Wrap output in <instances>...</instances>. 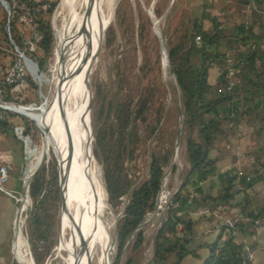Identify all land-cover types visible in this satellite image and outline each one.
Wrapping results in <instances>:
<instances>
[{
  "label": "trees",
  "instance_id": "16d2710c",
  "mask_svg": "<svg viewBox=\"0 0 264 264\" xmlns=\"http://www.w3.org/2000/svg\"><path fill=\"white\" fill-rule=\"evenodd\" d=\"M242 3L252 11L260 8L255 0L253 5L248 0ZM53 4L50 3L48 9L40 11L35 17V43L38 53L42 54L38 58L39 65L49 53L52 43L49 22L45 16L52 10ZM207 5V0H202L203 9L192 20L190 31L183 33L167 49L168 61L181 97L183 120L180 132H185L187 128L184 145L188 168L182 175L181 186L170 199L166 218L156 233L151 264H179L187 255L197 256L194 247L190 246L195 222L190 217L191 213L201 208H206L210 214L218 212L220 206L228 205L234 195L244 191L253 180L250 175L237 173L235 170L216 173L215 159L209 156V150L223 129H230L241 121L246 122L250 117L260 126L264 125V36L256 35L246 21L236 23L229 28L227 34L224 33V27L217 18L205 10ZM204 20L211 25L209 28H203ZM225 40L233 46L226 45ZM19 41L18 39L17 42ZM226 57L233 59L234 66L233 84L229 90H223L226 81L222 67ZM213 64L219 66V71L216 82L211 84L208 81V72ZM6 97L20 102L27 100L22 92L7 91ZM128 106V101L111 103L105 108L100 106L99 114H104V117L94 133L93 152L102 165L108 200L114 206L120 202L121 197L126 196L121 216L115 224L117 247L111 264L118 263L129 235L144 220L146 212L152 209L154 197L164 185L163 168L168 164L172 153L171 147L161 154L151 151L143 177L129 176L128 168L134 173L139 139L136 130L130 126ZM159 121L160 118H157L156 124L150 128V136ZM42 137L44 148L52 151L43 134ZM36 164L37 159L28 167L25 176L33 171ZM8 169L12 172L10 164ZM263 175L258 174L261 177ZM210 176H216L218 181L212 195L201 185ZM56 180L55 165L49 161L41 163L29 181L31 207L26 220V231L35 264L41 262V250L43 254L47 253L52 241L50 235L55 204L58 203L59 206L61 203ZM262 214L261 211H249L245 215L246 220H237L230 226H220L215 240L207 245L208 252L202 264H249L242 258L243 245L235 243L231 233L236 227L248 230L250 226H254L255 219L264 218ZM178 224L183 228L180 236H176ZM223 234H226L224 239ZM39 241L44 244L43 247L38 244ZM141 242L142 233L137 232L132 247L136 249ZM22 246L23 242L21 248ZM169 255L173 256V261H168ZM125 264H132V260H126Z\"/></svg>",
  "mask_w": 264,
  "mask_h": 264
},
{
  "label": "rangeland",
  "instance_id": "374dc122",
  "mask_svg": "<svg viewBox=\"0 0 264 264\" xmlns=\"http://www.w3.org/2000/svg\"><path fill=\"white\" fill-rule=\"evenodd\" d=\"M60 1L62 0H48L49 3H54L52 10L45 16L49 22L52 43L49 53L43 58L42 64L39 65L38 63L39 69L44 75L43 81L39 89L33 84H28L21 91L25 97L23 98L27 99L24 102L41 105L45 100L44 97L46 99L50 97V90L52 89V82H50L52 73L50 72L51 60L53 59V46L55 44V27L62 17L58 7ZM202 9V0H112L110 9L104 11V14L106 13L105 15L109 17V23L98 42L90 46L86 62V77L89 78L88 91L86 84L83 86L80 94V110L75 120L76 132L79 137L87 136L90 146L89 173L103 188L105 199L103 219L109 230H111L113 237L110 262L116 256L117 240L115 224L121 216L126 196L121 197L120 202L114 206L108 200L103 180L102 165L99 158L93 152L95 147L94 133L97 127L100 126L102 117H104V114H99L100 106L105 108L111 103L129 102L130 126L136 130L139 139L137 155L134 161V173L132 174L128 168L129 176L135 175L138 178L143 177L151 151H154L156 154H161L168 147L172 149L169 162L163 168L162 177V181L164 178L167 179L166 191L169 194V198L163 204V209L159 212V215L156 216L154 212L159 194L156 196L152 209L146 212L144 215L145 218L143 217V221L146 222L137 231L142 233V242L136 249L132 247L134 237L137 233L135 232L125 242L117 263L125 264L126 260L131 259L132 264H151V259L154 255V236L156 235L157 228L164 219L166 204L181 182L183 173L188 168V161L184 145V135L187 128L185 132H181L178 144H176L177 134L180 131V128H178L180 113L182 112L179 89L170 71H168L167 82L163 79L160 66V41L156 36L148 10H151L153 16L160 21L158 26L159 33L161 34L166 49H168L170 44L175 43L183 33L190 31L192 20L200 14ZM224 9L227 11L229 8L224 7ZM233 12L235 13V11ZM233 12H229L224 17L226 21H229L228 18L234 14ZM205 25H207V28L211 26L207 20H205ZM228 31L229 28L223 30L226 34ZM86 34L87 31L82 28L79 33L75 34L74 39L87 38ZM226 41H224L226 45L233 46V44ZM34 56L38 62V58L42 57V54L36 51ZM92 56H95V58L90 61ZM77 58V63H80V56H77ZM218 71L219 66L217 64H213L210 67L209 80L211 83L212 72L215 75L216 73L218 74ZM78 73L77 71L75 73L76 75L74 74V81L77 79ZM157 118H160V121L153 135L150 136V128L156 124ZM15 120L17 123H21L25 129L27 127V134L31 139L30 146L34 155L40 156L38 165L49 161L52 162L56 168V179H58L57 162L52 151L44 148L42 137L44 133L40 124L36 121L42 134L32 120L16 116ZM44 139L46 144H48L45 136ZM15 141L10 133L0 136V151L10 155L9 164L12 171L9 172L8 181L4 184V187L12 191L14 195L17 194V191L14 190L13 184L15 180L20 178L24 162L28 160V155L22 149L21 144ZM215 141H213V144ZM176 150H178V158L173 162L172 158ZM60 207L61 203L59 206L58 203L55 204L54 223L52 235H50L52 241L47 253L43 254V250H41L43 257L39 264H63V253L55 250L58 239V213ZM14 212V199L0 191V264H12V262L16 263V260L22 262L17 264H35L30 250L28 256H25L23 253L20 237L17 247L13 243V241L15 242L12 231ZM25 232L27 234L26 226ZM43 246L44 244H42ZM190 246L197 248L199 251L203 248L201 245H197L195 241ZM27 247L29 249L28 235ZM37 250H40V248ZM12 251L16 260L13 257ZM167 259L168 261H173L174 258L172 255H169Z\"/></svg>",
  "mask_w": 264,
  "mask_h": 264
},
{
  "label": "bare ground",
  "instance_id": "6f19581e",
  "mask_svg": "<svg viewBox=\"0 0 264 264\" xmlns=\"http://www.w3.org/2000/svg\"><path fill=\"white\" fill-rule=\"evenodd\" d=\"M111 2L112 0L60 1L58 7L62 17L55 27L50 97H47L48 99L44 97L45 100L36 113L27 114L40 124L56 158L57 172L59 171L63 178L58 183L61 207L58 213V239L55 247V250L63 253V264H109L110 262L113 237L103 219L105 205L103 188L89 173V141L87 136H78L75 120L80 110L81 90L86 84L88 91L86 62L89 49L102 37L109 23V17L104 11L110 9ZM148 13L160 41V66L163 79L167 82L170 71L174 80L166 56L167 49L159 33L160 21L153 16L151 10H148ZM82 28L87 31V38L75 40V34ZM77 56H80V61L78 60L80 63H77ZM94 58L95 56H92L90 61ZM77 71L79 73L74 81V74ZM182 119L181 112L180 122ZM180 134L179 131L176 144ZM174 154L173 162L178 158V150ZM166 183L165 178L164 185L160 193L158 192L154 212L156 216L169 198ZM145 222L142 221L141 225ZM18 240L19 235H16L14 242L16 247Z\"/></svg>",
  "mask_w": 264,
  "mask_h": 264
},
{
  "label": "crops",
  "instance_id": "0c3cea01",
  "mask_svg": "<svg viewBox=\"0 0 264 264\" xmlns=\"http://www.w3.org/2000/svg\"><path fill=\"white\" fill-rule=\"evenodd\" d=\"M242 1L244 0H207L209 6L205 10L215 16L224 29L246 21L250 23L256 35L264 36V0H255L260 7L255 11ZM224 7L229 9L226 11ZM229 12L234 14L226 21L224 17ZM203 22V28H207L205 20ZM217 75L212 72L211 83L208 72L209 83L214 84ZM215 140L209 150V156L215 159L216 173L235 170L237 173L250 175L253 180L244 191L235 194L228 205L220 206L218 212L210 214L206 208H201L191 213L190 217L195 221L193 241L203 248L199 251L194 247L197 256L187 255L179 264H202L208 252L207 245L215 240L220 226H230L237 220H246L245 215L249 211H261L264 217V175L258 176L264 174V125L260 126L250 117L246 122L241 121L230 129H223ZM249 157L254 159L253 163L249 162ZM17 180L13 184L14 189L18 187ZM217 184L216 176H210L201 183L202 188L211 195L215 193ZM231 234L235 243H240L252 253V264H264V225L250 226L248 230L236 227ZM225 237L226 234H223L222 239Z\"/></svg>",
  "mask_w": 264,
  "mask_h": 264
},
{
  "label": "built area",
  "instance_id": "2783aa9c",
  "mask_svg": "<svg viewBox=\"0 0 264 264\" xmlns=\"http://www.w3.org/2000/svg\"><path fill=\"white\" fill-rule=\"evenodd\" d=\"M248 1L253 5V0ZM49 6L50 3L47 0H0V136L10 133L21 144L22 149L28 155V160L24 162L20 178L17 180L18 187L14 189L17 191V194L14 195L12 191L4 187L9 177L8 165L10 155L0 151V191L14 199L15 212L12 218L13 239L15 240L16 235H19L23 242L22 249L25 256L29 254L25 226L28 211L31 207L28 185L32 175L39 166L40 156L34 155L30 146L31 139L25 127L21 123L16 122L15 116L32 120L42 133L38 123L30 116H27L30 112L36 113L40 105L7 98L6 92H21L28 84H33L39 89L44 75L39 69L37 59L34 56L37 51L35 43L37 39L35 17L40 11L48 9ZM17 38L20 40L19 43L17 42ZM195 38L198 39L197 36ZM222 70L226 81L223 90H229L233 84L232 77L234 74L233 59L231 57L225 58ZM36 159L37 164L33 171L25 176L26 170ZM249 162L253 163L252 157H249ZM237 188H239L238 185ZM253 224L263 226L264 218L255 219ZM182 233V225L178 224L176 226V236H180ZM38 244H41V241ZM242 258L246 263L252 264L253 256L248 249L244 248ZM16 263L22 262L16 260Z\"/></svg>",
  "mask_w": 264,
  "mask_h": 264
},
{
  "label": "water",
  "instance_id": "95a60500",
  "mask_svg": "<svg viewBox=\"0 0 264 264\" xmlns=\"http://www.w3.org/2000/svg\"><path fill=\"white\" fill-rule=\"evenodd\" d=\"M54 43H55V37H54ZM54 46H55V44H54ZM54 50V49H53ZM166 56H167V59H168V54H167V52H166ZM171 73H172V70H171ZM172 75H173V73H172ZM173 77H174V75H173ZM174 82L176 83V81H175V78H174ZM88 104H89V101H88ZM178 127L180 128L181 127V123L179 122V124H178ZM42 134V133H41ZM57 177H58V179H57V184L63 179L61 176H60V174H59V171H58V174H57ZM181 184H182V180H181V182L178 184V186L176 187V189L174 190V192L172 193V195L179 189V187L181 186ZM157 193V192H156ZM172 195H171V197H172ZM155 198H156V195H155V197H154V202H155ZM171 199V198H170ZM170 199H169V201L167 202V204H166V209H167V207H168V204H169V202H170ZM153 202V203H154ZM125 203H126V201H125ZM165 218H166V210H165V213H164V219H163V221L165 220ZM163 221L160 223V225H159V227L157 228V231H158V229L160 228V226L162 225V223H163ZM140 226H141V222L137 225V227L133 230V232L129 235V237H128V239L129 238H131L132 237V235L133 234H135V232H137L138 230H139V228H140ZM157 233V232H156ZM156 236V235H155ZM155 236H154V240H153V244H154V241H155ZM127 239V240H128ZM155 249V246H154V248H153V250ZM112 262H109V264H111Z\"/></svg>",
  "mask_w": 264,
  "mask_h": 264
}]
</instances>
